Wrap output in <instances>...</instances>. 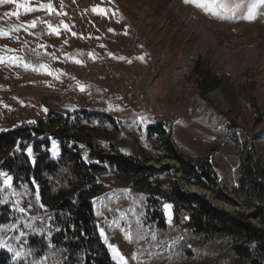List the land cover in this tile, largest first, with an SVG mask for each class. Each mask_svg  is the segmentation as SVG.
<instances>
[{
  "label": "rangeland",
  "instance_id": "rangeland-1",
  "mask_svg": "<svg viewBox=\"0 0 264 264\" xmlns=\"http://www.w3.org/2000/svg\"><path fill=\"white\" fill-rule=\"evenodd\" d=\"M221 2L235 10L233 19L215 18L184 0L0 3V132L32 128L51 112H105L117 130H92L93 124L87 136L102 151L137 158L158 170L177 169L161 140L151 136L150 129L161 126L181 156L211 164L219 191L230 201L185 183L175 170L141 186L140 178L101 166L95 174L98 191L90 201L116 264L109 245L127 264H264V254L255 250L250 259L236 256L227 236L196 235L189 216L176 212L171 197L176 179L185 193L205 197L229 213L249 216L257 205L264 208V5L249 21L244 17L257 0ZM183 16L223 52L205 48L204 53ZM45 139H51L49 130L15 148L35 164L33 145ZM48 151L57 160L59 141L51 139ZM80 153L88 161L86 147ZM244 165L252 169L256 187L242 182ZM5 179L1 176L0 242L5 246L0 251L16 263L48 264L27 251L29 236L47 240L53 232L39 186L34 193L12 177L8 186ZM165 203L173 205V221L164 215Z\"/></svg>",
  "mask_w": 264,
  "mask_h": 264
},
{
  "label": "trees",
  "instance_id": "trees-1",
  "mask_svg": "<svg viewBox=\"0 0 264 264\" xmlns=\"http://www.w3.org/2000/svg\"><path fill=\"white\" fill-rule=\"evenodd\" d=\"M108 132L117 130L114 119L105 112L83 110L72 115L51 112L32 128H19L0 132V172L7 173L18 183L27 185L36 193L50 216L51 237L29 236L27 251L34 260L45 258L48 264H116L104 244L96 223L94 206L90 196L98 191L95 174L101 166L108 165L128 178H140L138 185L148 186L154 179L175 170L182 174V180L189 185L201 187L229 201L218 189V177L209 162L194 163L181 156L164 137L162 127L150 129L151 136H157L168 151L167 157L179 167L165 166L158 170L141 163L137 158L121 153L106 154L91 139L89 130ZM49 130L50 137L59 141L60 157L52 159L51 139L36 142L33 152L37 154L33 164L23 148L39 134ZM53 130V131H52ZM86 147L88 161L80 153ZM176 177V175H175ZM1 181V176H0ZM242 182L257 186V180L250 166H243ZM172 200L176 212L189 216L188 226L201 238L224 235L233 241L234 252L240 258H252L253 250L264 254V227L258 228L252 220L264 223V208L257 205L249 216L223 211L205 197L185 193L179 180L173 181ZM258 192L260 189L258 187ZM0 264H20L10 255L0 251ZM253 264H260L253 261Z\"/></svg>",
  "mask_w": 264,
  "mask_h": 264
},
{
  "label": "snow or ice",
  "instance_id": "snow-or-ice-1",
  "mask_svg": "<svg viewBox=\"0 0 264 264\" xmlns=\"http://www.w3.org/2000/svg\"><path fill=\"white\" fill-rule=\"evenodd\" d=\"M15 0H0V3H14ZM186 4H192L193 6L200 8L203 10L206 14L211 15L218 19H233L234 18V9L229 10L227 8V5L221 2V0H184ZM258 5H264V0H257V3L252 4L249 7L247 16L244 17V19H247L249 21L253 20L256 15V8ZM17 7H24L26 11H31L32 9L27 8L26 5H17ZM239 7V5H237ZM94 12L99 11L103 12L102 9H93ZM55 31V29H54ZM78 62V61H77ZM43 67V66H42ZM55 152V146L53 148ZM29 155H31V150H29ZM0 176L6 177L5 184L10 186L11 177L7 176V173L0 172ZM167 207H171L170 205ZM23 211V209H21ZM101 235L103 236V231H101ZM4 243L0 242V247H4ZM109 248L112 251L113 258L117 260L118 264H127V261L125 260L124 256L120 254L117 248H115L112 245H109ZM17 256H19V253H16Z\"/></svg>",
  "mask_w": 264,
  "mask_h": 264
},
{
  "label": "bare ground",
  "instance_id": "bare-ground-1",
  "mask_svg": "<svg viewBox=\"0 0 264 264\" xmlns=\"http://www.w3.org/2000/svg\"><path fill=\"white\" fill-rule=\"evenodd\" d=\"M183 21L190 27L191 36L199 35V37H200L199 45L204 47V50H205V51H203L204 53H207L206 51H209L206 49H210V50L214 49L217 52L218 51H221V53L223 52L222 50H220L221 48L219 47V44L217 43V41L213 37H210L209 35L204 33L202 30H200L190 19H188L186 16H183ZM138 27L141 29L140 25H138ZM199 51L200 50L198 49L195 52V56H197ZM253 59L255 62L258 60V58H255V57ZM191 69H192V61L189 60L187 63V73H190Z\"/></svg>",
  "mask_w": 264,
  "mask_h": 264
},
{
  "label": "water",
  "instance_id": "water-1",
  "mask_svg": "<svg viewBox=\"0 0 264 264\" xmlns=\"http://www.w3.org/2000/svg\"><path fill=\"white\" fill-rule=\"evenodd\" d=\"M169 205L171 206L170 208L167 207ZM163 212H164V215L167 217L168 220L173 221L175 219V212H174L173 205L171 203H165L163 205ZM187 219H189V218L187 217Z\"/></svg>",
  "mask_w": 264,
  "mask_h": 264
}]
</instances>
